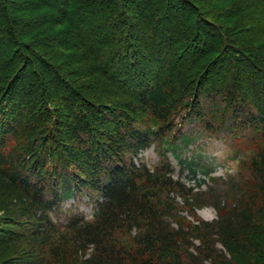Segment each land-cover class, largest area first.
Instances as JSON below:
<instances>
[{"label": "trees", "instance_id": "trees-1", "mask_svg": "<svg viewBox=\"0 0 264 264\" xmlns=\"http://www.w3.org/2000/svg\"><path fill=\"white\" fill-rule=\"evenodd\" d=\"M178 119L248 151L212 221L173 226L168 165L134 162ZM0 264H264V0H0Z\"/></svg>", "mask_w": 264, "mask_h": 264}, {"label": "rangeland", "instance_id": "rangeland-1", "mask_svg": "<svg viewBox=\"0 0 264 264\" xmlns=\"http://www.w3.org/2000/svg\"><path fill=\"white\" fill-rule=\"evenodd\" d=\"M183 118L188 119L186 115ZM177 122L169 136L171 145L164 143L163 146V143L154 141L148 148L138 151L134 162L151 170L168 165V175L178 184L159 196L160 205L168 202L170 207H175L176 220H170L173 226L179 220L186 224H194L197 219L212 221L216 218V210L210 203L209 190L222 189L239 179L245 172L242 168L248 151L241 147L239 134L226 127L219 126L210 131L195 120L178 119ZM185 138L189 141L184 142ZM193 195L200 196V205L194 210L195 217L189 204ZM101 199L99 193L83 189L54 206L50 214L53 221L61 225L73 215L90 220ZM87 253H91V248Z\"/></svg>", "mask_w": 264, "mask_h": 264}]
</instances>
